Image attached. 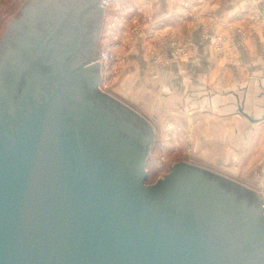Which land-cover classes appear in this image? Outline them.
<instances>
[{
  "label": "water",
  "instance_id": "95a60500",
  "mask_svg": "<svg viewBox=\"0 0 264 264\" xmlns=\"http://www.w3.org/2000/svg\"><path fill=\"white\" fill-rule=\"evenodd\" d=\"M84 2L71 47L33 24L11 43L23 16L36 21L37 0L0 38V264H264L255 189L188 161L147 183L151 124L98 86L116 116L85 87L102 68L79 47L80 17L104 6Z\"/></svg>",
  "mask_w": 264,
  "mask_h": 264
},
{
  "label": "crops",
  "instance_id": "0c3cea01",
  "mask_svg": "<svg viewBox=\"0 0 264 264\" xmlns=\"http://www.w3.org/2000/svg\"><path fill=\"white\" fill-rule=\"evenodd\" d=\"M215 1L218 5L214 0H146L151 4L147 8L151 22H141L144 31L130 52L131 62L122 80L132 92L140 91L135 89L137 81L143 85L141 93L146 87L145 107L155 119H160L161 113H169L179 116L188 126L193 117L209 116L201 124L198 148L214 150L217 159L211 157V163L217 161V165L232 173L243 168L254 181L255 185L251 186H260L259 181L264 177V37L254 42L243 40L239 35L235 37L241 56L240 68L223 66L217 61L209 36L200 32L193 36L197 52L185 62L175 60L170 51L171 63L154 65L146 55L149 37H157L161 32L181 37L187 32L194 13L211 17L213 11L220 14L228 10L227 16L233 19L234 12L245 10L251 3L259 4L264 10V0ZM116 2L119 0L112 3ZM136 6L134 10L140 7ZM147 9L143 8L139 17L146 15ZM107 10L102 14V29Z\"/></svg>",
  "mask_w": 264,
  "mask_h": 264
},
{
  "label": "rangeland",
  "instance_id": "374dc122",
  "mask_svg": "<svg viewBox=\"0 0 264 264\" xmlns=\"http://www.w3.org/2000/svg\"><path fill=\"white\" fill-rule=\"evenodd\" d=\"M29 1L0 0V38L9 23V19L15 18V12L20 11ZM113 1L115 0L110 1L106 6L102 4L104 11L106 8L108 10L105 16V26L103 29L101 27L99 33V53L108 50L111 57L106 60V64L101 69L98 86L110 96L132 107L151 124L153 143L150 146L151 149L146 163L147 183H154L159 178L164 177L171 171L175 162L188 161L220 172L232 179L237 178L238 180H234L255 189L264 198V177L259 181L260 186H251V184L255 185L253 184L254 181L243 168L241 172H229L217 165V161L215 164L209 161L216 153L214 150L208 149V151L198 148L201 124L204 120L210 119L209 116L189 118L191 120L188 126L179 116L169 113H161V118L155 119L152 117L151 111H148L145 107L148 103V92H145L146 87H143L144 91L141 93L143 85L137 81L135 89H140L139 93L136 90V92H132V88L124 86V80L122 79L131 62L130 52L135 47L139 35H142L144 31L141 22H151V15L148 14L147 9L151 7V4H147L146 0L141 2L137 0H119V2L112 3ZM225 1L227 0L220 3ZM216 2L214 0V4ZM135 6L140 7L134 10ZM208 7L212 8L210 5ZM246 7L245 10H241L243 9L241 8L234 12V15H231L233 19L227 16L228 10L220 14L213 11L211 17L201 16V13L199 15V12H197L190 18L187 32L181 37L172 35L170 32H161L157 37H149L146 49L148 61L154 65H167L173 61L169 57L170 51L174 54L175 60L187 61L197 52L193 36L194 33L200 32L203 36H209L214 58L217 61L223 66L240 68L242 65L241 56L234 42L235 37L239 35L243 40L251 42L256 41L258 37H264L263 7H260L257 3H251ZM143 8L147 9V13L143 17H139ZM126 90H129V93ZM259 140L257 136L255 142L258 143ZM214 157L216 158V156Z\"/></svg>",
  "mask_w": 264,
  "mask_h": 264
},
{
  "label": "flooded vegetation",
  "instance_id": "af4514ba",
  "mask_svg": "<svg viewBox=\"0 0 264 264\" xmlns=\"http://www.w3.org/2000/svg\"><path fill=\"white\" fill-rule=\"evenodd\" d=\"M84 0H37L38 9L40 12L37 14L36 21L32 23L30 20H23L20 23H17V30H15L14 39L12 38L11 43L14 45L18 44L20 37L28 33L31 28V25H34V29L41 34H53L54 36L62 38L63 35L68 36V40L65 41V44L70 45L71 40L77 41L81 36V29L77 27V12L85 8ZM27 19H30L29 14H25ZM32 18V17H31ZM81 27L83 31V40L79 43V47L82 50H87L91 53L100 51L99 46V33L102 27V13L101 11H91L88 10V13L84 12V15L80 17ZM32 25V26H33ZM65 40V39H64ZM44 49V48H42ZM101 76L98 68H92L90 71L84 74L85 87L89 92L96 94L98 90V83ZM99 105L102 108L108 109L115 115L122 117L124 111L120 107L113 106L110 102L107 101V97H102L100 94H96ZM126 119L132 120L128 115L125 116ZM124 122V121H123ZM136 123V122H135ZM139 124L143 127L140 123ZM138 126V125H137ZM138 127L139 129V140L138 144L142 145L144 140L147 137V131L143 127Z\"/></svg>",
  "mask_w": 264,
  "mask_h": 264
},
{
  "label": "built area",
  "instance_id": "2783aa9c",
  "mask_svg": "<svg viewBox=\"0 0 264 264\" xmlns=\"http://www.w3.org/2000/svg\"><path fill=\"white\" fill-rule=\"evenodd\" d=\"M110 1L112 0H102V4L104 6H106ZM111 57L110 53L108 50H103L99 53V56H98V62L100 63L101 65V68L104 67V65L106 64V60ZM170 57V55H169Z\"/></svg>",
  "mask_w": 264,
  "mask_h": 264
}]
</instances>
